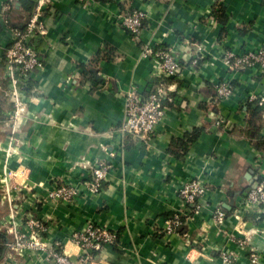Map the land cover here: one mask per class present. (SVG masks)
<instances>
[{"label":"crops","instance_id":"1","mask_svg":"<svg viewBox=\"0 0 264 264\" xmlns=\"http://www.w3.org/2000/svg\"><path fill=\"white\" fill-rule=\"evenodd\" d=\"M218 6L225 9L222 16ZM123 7L145 12L138 38L118 23ZM43 18L48 33L38 46L45 66L30 81V115L12 134L4 52L12 40L10 26L25 23L27 14L20 0H0V91L5 98L0 230L15 227L29 235L27 221L34 218L45 228L39 230L41 240L60 242L72 255L80 253L71 240L73 232L90 224L117 230V242L104 245L88 264H252L253 250L264 264V218L255 221L242 210L238 214L251 183L264 180V145L258 147L247 135L249 98L264 95V71L230 69L222 59L224 49L243 53L264 47V0H110L87 5L52 0ZM107 44L115 54L97 65L104 85L82 83V65L90 66ZM147 44L165 46L183 70L168 81L174 100L166 103L154 135L145 140L119 128L126 91L136 87L148 95L158 79L159 62L144 55ZM199 45L203 55L193 65ZM225 81H231L234 93L219 99L218 86ZM197 127L205 129L184 158L169 151L173 139ZM259 135L264 140V123ZM99 161L112 168L103 190L94 194L87 183ZM190 178L207 187L199 209L178 196ZM57 183L75 185L80 195L73 203L48 199ZM217 206L226 212L222 224L213 218ZM176 212L185 223L167 234V214ZM0 264L51 263L41 249L8 248Z\"/></svg>","mask_w":264,"mask_h":264},{"label":"built area","instance_id":"2","mask_svg":"<svg viewBox=\"0 0 264 264\" xmlns=\"http://www.w3.org/2000/svg\"><path fill=\"white\" fill-rule=\"evenodd\" d=\"M86 5L94 0H81ZM52 3V0H36L33 13L27 19L25 26H10L12 40L4 52L5 79L7 91L12 109L8 114V129L15 134L27 117L30 115L28 108V90L34 74L45 66V60L41 56L38 40L48 33L43 11ZM145 12L140 8L121 9L118 15V23L123 29H128L134 35H140L145 21ZM199 55L192 63L197 65L202 58L204 48L199 45ZM145 56L155 58L159 63L158 77L174 78L182 74L183 67L176 61L169 49L157 45L147 44L143 48ZM224 64L230 69H247L258 67L264 71V47L237 53L231 49L222 51ZM94 87H101L104 83H92ZM234 85L231 81H225L218 86V98H228L234 93ZM173 101L174 97L169 89L162 84L151 91L147 98H143L138 88L131 87L125 93V115L120 126L122 133L132 134L140 139H150L163 119L166 105L164 101ZM249 100L257 101L264 106V95H251ZM223 122L222 119L218 123ZM14 136L10 142H14ZM112 168L111 163L99 161L93 167L92 179L87 183L91 193L98 194L103 190L104 180ZM11 173L9 172V175ZM12 175V174H11ZM207 193V187L198 178H190L184 181L178 189V196L184 204H192L196 209L201 208L203 198ZM80 195L75 185L57 183L47 195V198L55 202L73 203ZM238 214L242 210L247 214L264 213V180L257 187H252L243 196L238 205ZM180 212L174 213L166 220L164 230L167 234L178 232L184 225ZM215 222L222 224L226 218V212L217 206L214 210ZM30 234L19 232L15 227L7 230L10 234L6 243L11 249H41L45 252L51 264H88L94 252H100L104 245L115 243L118 239V231L103 226L90 224L83 231H75L72 234V242L80 248L78 255H72L60 242L48 244L41 240L39 230H45L42 223L34 218L27 221ZM258 251H251L249 259L252 264H261ZM227 256V260L230 261Z\"/></svg>","mask_w":264,"mask_h":264},{"label":"trees","instance_id":"3","mask_svg":"<svg viewBox=\"0 0 264 264\" xmlns=\"http://www.w3.org/2000/svg\"><path fill=\"white\" fill-rule=\"evenodd\" d=\"M94 1L108 2L110 0H94ZM20 2H21V10L26 12L27 19H28L29 16L34 11L36 1L35 0H20ZM123 8L127 9L126 7H123ZM128 9H133V8L130 7ZM216 11L219 13L221 12L220 15L222 16V14L225 12V9H223L222 6H218V10H216ZM226 21H227V16L222 17V22L226 23ZM25 23H23L21 25H16V24L14 25L13 24V26H25ZM126 31H128L135 38L139 37L138 35H134L128 29H126ZM144 46L145 45H143V47ZM158 46L167 49L165 46H162V45H158ZM114 54H115L114 48L107 44L105 46V49L101 50L91 60L90 66L82 65V69H83L82 83H86V82L87 83L91 82L93 84L94 83H103V79L100 76L97 65L101 60L113 59ZM173 56L176 59V61H178L181 65H183L178 57H176L174 54H173ZM170 80H171L170 77H163V78L158 77V79H156V84H155L154 88L152 89V91L156 90V88L162 84H165L167 86V83ZM3 84H4L3 86H5V81ZM148 95H145V96L142 95V96L145 99L148 97ZM168 102H169L168 100H165L164 104L166 105V103H168ZM4 105H5L4 91L1 90L0 91V125L3 124L4 118H5V116L2 114V109H3ZM248 112H249V117H248L249 126L247 128V135L250 138L257 140L256 145L258 147H262L264 145V140L260 137L259 131H260L261 126L264 123L263 122L264 120L261 121L263 113H264V106L260 105L257 101H251L250 100L248 103ZM204 129H205L204 127H197L195 129H193L192 132L188 133L185 137L173 139V141L169 147V151L179 158H181V157L184 158V156L190 150V147L192 146V144L199 138L200 134L204 131ZM173 215H174V213H168L167 214L168 217H172ZM247 218H251L255 221H260L264 218V213L250 214L247 216ZM182 219H184V218L182 217ZM40 233H41V235H43V233L41 231H40ZM9 238H10V234L7 232V230H0V260L4 257V255L8 249L6 243L9 241ZM96 254H98V253L94 252V256H96Z\"/></svg>","mask_w":264,"mask_h":264},{"label":"water","instance_id":"4","mask_svg":"<svg viewBox=\"0 0 264 264\" xmlns=\"http://www.w3.org/2000/svg\"><path fill=\"white\" fill-rule=\"evenodd\" d=\"M258 184H259V181H258V179H256L255 181H253L251 183V186L255 188V187H257Z\"/></svg>","mask_w":264,"mask_h":264}]
</instances>
